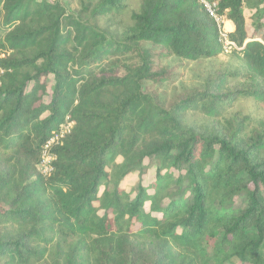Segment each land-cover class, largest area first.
Instances as JSON below:
<instances>
[{"label":"trees","instance_id":"16d2710c","mask_svg":"<svg viewBox=\"0 0 264 264\" xmlns=\"http://www.w3.org/2000/svg\"><path fill=\"white\" fill-rule=\"evenodd\" d=\"M127 1L0 0V264H264V121L227 115L264 104V0H214L241 67L170 99L166 63L220 57L219 28L198 0H141L117 38Z\"/></svg>","mask_w":264,"mask_h":264},{"label":"rangeland","instance_id":"374dc122","mask_svg":"<svg viewBox=\"0 0 264 264\" xmlns=\"http://www.w3.org/2000/svg\"><path fill=\"white\" fill-rule=\"evenodd\" d=\"M41 1V0H39ZM51 2L59 1L64 3L68 9L72 12H78L80 10V0H49ZM141 0H128L126 2L125 9L123 11V16L120 18V26L113 28V36L120 38L122 34L130 27L133 22L131 16L133 13L138 12L140 8ZM246 15L250 17L252 14L246 12ZM99 25L102 29H105L108 25L107 19H99ZM227 29L231 31L229 25ZM116 64H118L122 71V68H130L133 65L138 64V59L133 54H128L121 56L120 58L115 59ZM167 66L170 68H177V73L180 74V77L177 78L176 82L172 85H167L163 88V97L170 99L174 95L180 94L185 91L193 90H203L207 87V82L213 80L219 73L224 71H229L237 67H241L239 61L234 55L233 51L230 53H224L220 57L212 60L202 59L196 62H186L181 61L177 58L169 60ZM104 65H114L113 60H110L108 64ZM233 86V85H232ZM52 80L48 82V92L47 100L50 99L52 94ZM228 116H241V117H250L255 127L259 121H264V104H259L252 99H240L234 108L227 113ZM67 121V120H66ZM190 125L192 126H203V119L200 117H191ZM38 171V168H37ZM39 173V172H38ZM177 175V173H176ZM156 178L155 168L147 170L146 173L142 174H133L130 175L124 182L123 187L129 191H137L138 185H149ZM135 195V194H133ZM264 255V247L262 250ZM236 264H240L237 262Z\"/></svg>","mask_w":264,"mask_h":264},{"label":"built area","instance_id":"2783aa9c","mask_svg":"<svg viewBox=\"0 0 264 264\" xmlns=\"http://www.w3.org/2000/svg\"><path fill=\"white\" fill-rule=\"evenodd\" d=\"M206 9L210 17L215 21L220 32V41L224 45V53H230L234 49L238 50V46L230 40V30L227 29L226 16L220 13L218 2L214 0H198ZM4 74V70L0 67V75ZM58 130L53 132L51 139L47 142L42 150L41 160L37 166L40 175L49 176L54 172V164L57 161V156L54 153V148L62 144L64 139L71 134L73 123L69 122L68 118Z\"/></svg>","mask_w":264,"mask_h":264},{"label":"crops","instance_id":"0c3cea01","mask_svg":"<svg viewBox=\"0 0 264 264\" xmlns=\"http://www.w3.org/2000/svg\"><path fill=\"white\" fill-rule=\"evenodd\" d=\"M226 25H229V27L231 28V30H232V27H231V25L230 24H226Z\"/></svg>","mask_w":264,"mask_h":264}]
</instances>
